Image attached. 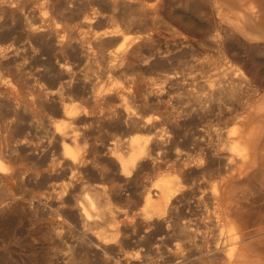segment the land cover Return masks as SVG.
Masks as SVG:
<instances>
[{
    "label": "bare ground",
    "instance_id": "obj_1",
    "mask_svg": "<svg viewBox=\"0 0 264 264\" xmlns=\"http://www.w3.org/2000/svg\"><path fill=\"white\" fill-rule=\"evenodd\" d=\"M256 51L264 0H0V207L55 264H264Z\"/></svg>",
    "mask_w": 264,
    "mask_h": 264
},
{
    "label": "rangeland",
    "instance_id": "obj_2",
    "mask_svg": "<svg viewBox=\"0 0 264 264\" xmlns=\"http://www.w3.org/2000/svg\"><path fill=\"white\" fill-rule=\"evenodd\" d=\"M254 55L256 57L261 58L264 56V53L256 51ZM231 125L232 124L228 126ZM226 126L227 125H218L215 128ZM262 185L264 186V180L262 182ZM27 186L28 188H25ZM27 186H24L23 190L26 195L35 197L42 194V189L40 187L38 188L36 184L32 183V185L28 184ZM30 186L34 188H31ZM27 190L28 192H26ZM35 191L38 193H36ZM34 193L35 196L33 195ZM10 207H0V209L2 208L0 212V218L2 219H0V264H49L51 262L55 264L53 262L54 256L56 257V253H58L56 247L58 246L59 248H63V243L58 237H56L57 235L55 234H57L59 231H54L56 227L50 221V217L44 215L45 218H43V214L41 215L38 211L37 214L36 210H30L28 206L25 208L24 211L22 210V208H16L13 206L11 208ZM4 208L7 209L5 210ZM28 209L29 211H27ZM22 212L23 214H21ZM2 213L5 215H2ZM13 214L16 215L14 216ZM3 216L5 219L3 218ZM46 219L50 220L47 221ZM49 231L51 232L49 233ZM59 241L61 243H59ZM58 250L60 251V249ZM132 250L134 249H132L131 247L127 248V251L129 252H133ZM53 254L54 256H52ZM50 257L53 259H51ZM90 264L98 263L90 262Z\"/></svg>",
    "mask_w": 264,
    "mask_h": 264
}]
</instances>
